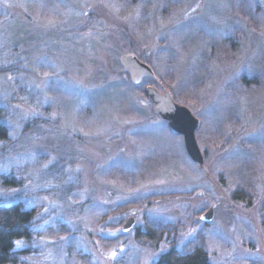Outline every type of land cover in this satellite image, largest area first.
Segmentation results:
<instances>
[{"label":"rangeland","instance_id":"obj_1","mask_svg":"<svg viewBox=\"0 0 264 264\" xmlns=\"http://www.w3.org/2000/svg\"><path fill=\"white\" fill-rule=\"evenodd\" d=\"M129 54L156 79L133 84ZM148 85L200 119L207 171ZM0 121V201L34 212L16 264L197 247L212 264H264V0H0Z\"/></svg>","mask_w":264,"mask_h":264},{"label":"water","instance_id":"obj_2","mask_svg":"<svg viewBox=\"0 0 264 264\" xmlns=\"http://www.w3.org/2000/svg\"><path fill=\"white\" fill-rule=\"evenodd\" d=\"M120 64L129 75L131 82L135 85L141 84L145 78L151 80L156 79L153 69L134 55L122 56L120 58ZM145 93L154 105L155 114L168 124L171 131L183 137L185 149L190 159L200 169L207 171L204 165L205 159L203 152L196 139V133L200 127V119L194 116L188 107L177 103L169 91L160 93L155 87L148 85L146 86ZM215 208L216 206L213 205L207 209L201 215L203 217L201 220L205 223L211 222L215 216ZM134 226L135 219L134 217H130L122 230L129 232Z\"/></svg>","mask_w":264,"mask_h":264},{"label":"trees","instance_id":"obj_3","mask_svg":"<svg viewBox=\"0 0 264 264\" xmlns=\"http://www.w3.org/2000/svg\"><path fill=\"white\" fill-rule=\"evenodd\" d=\"M239 12L244 17H250L251 11L247 2H239ZM252 20V18H251ZM8 129L0 121V141L8 139ZM34 212L26 209L21 203L4 204L0 201V264H16V242L21 239L29 240L32 235ZM205 223V222H204ZM211 222L205 223L209 224ZM149 236L156 234L155 228ZM154 234V236H152ZM152 264H211L209 253L202 247L182 254L177 249H170Z\"/></svg>","mask_w":264,"mask_h":264},{"label":"snow or ice","instance_id":"obj_4","mask_svg":"<svg viewBox=\"0 0 264 264\" xmlns=\"http://www.w3.org/2000/svg\"><path fill=\"white\" fill-rule=\"evenodd\" d=\"M46 166H47V165H46ZM201 219H203V217H201ZM112 255H113V256H115V255H116V253H115V252H113V253H112Z\"/></svg>","mask_w":264,"mask_h":264},{"label":"bare ground","instance_id":"obj_5","mask_svg":"<svg viewBox=\"0 0 264 264\" xmlns=\"http://www.w3.org/2000/svg\"><path fill=\"white\" fill-rule=\"evenodd\" d=\"M210 263L212 264L211 260H210Z\"/></svg>","mask_w":264,"mask_h":264}]
</instances>
